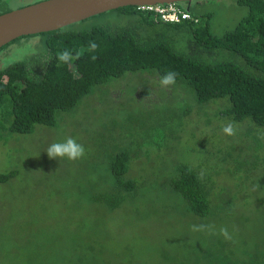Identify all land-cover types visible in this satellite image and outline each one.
<instances>
[{"label":"trees","instance_id":"1","mask_svg":"<svg viewBox=\"0 0 264 264\" xmlns=\"http://www.w3.org/2000/svg\"><path fill=\"white\" fill-rule=\"evenodd\" d=\"M7 1L0 0V15L8 11ZM204 1L170 4L189 12L191 21L164 22L154 12L122 7L18 38L0 49L1 54L21 39L41 37L38 52L0 69V141L12 134L30 135L36 126L61 131L82 101L105 87L106 96L131 98L139 108L135 120L128 114L125 121H139L128 123L125 135L103 136L106 126L114 128L104 119L96 138L87 144L77 139L95 164L89 167L101 169L97 180L102 188L81 191L89 206L65 212L56 225L64 231L38 228L35 234L43 237L36 245L22 239L20 264H264V0H237L247 13L221 35L213 33L210 18L201 21ZM111 14L115 19L108 20ZM99 16L107 19L95 23ZM140 72L159 79L175 72L172 86L187 88L200 105L226 99L220 120L233 122L236 134L221 135L208 124V131L190 135L196 146L212 144L203 150L210 158L193 163L189 144L172 155L183 146L181 128L189 123V113L182 99L151 109L142 105L147 103L133 96L126 78ZM95 110L105 117L114 112L109 106ZM240 124L250 127L241 130ZM156 153L163 155L152 163ZM145 167L150 176L147 169L143 173ZM159 170L164 173L160 181ZM18 175L0 174V183ZM165 197L175 203L168 205ZM155 204L160 208L146 207ZM160 213L167 219L159 240L142 244L133 224L144 225ZM193 225L205 227L193 231ZM221 228H227L230 239L220 234ZM153 230L158 233L160 227Z\"/></svg>","mask_w":264,"mask_h":264},{"label":"rangeland","instance_id":"2","mask_svg":"<svg viewBox=\"0 0 264 264\" xmlns=\"http://www.w3.org/2000/svg\"><path fill=\"white\" fill-rule=\"evenodd\" d=\"M36 1L38 0H8L4 8L5 10L11 11L27 4L31 5V3L33 4ZM236 1L205 0V6L202 9L204 11L200 12L201 21L210 18L212 31L216 35H221L233 29L247 13V8L238 5ZM106 19L107 17L105 16H99L94 22H104ZM113 19H115L114 15L111 14L108 16V20ZM40 45L41 37L37 36L21 39L7 46L0 54V69L2 65L8 66L21 61L27 56L35 54L40 50ZM122 82V80L117 81V83ZM105 88H101L98 96L85 98L80 104V110L77 111L74 118L68 117L66 119L65 127L61 131H55V129L45 126H36L34 132L30 135L12 134L6 137V141H3V139L0 141V174L10 172H17L19 174L16 178L8 180L7 183H0L1 264H20L25 248L24 245L20 246V241L22 239L29 240L30 245H36L38 242H41L43 234L41 236L35 234L36 231L39 232L37 230L38 228L46 226L45 231L47 232L64 231V226L63 229H60L56 225L62 223L61 220H64L65 212L71 213L74 209H78L82 205L89 206L84 203L81 191L90 189V186H93L96 190L102 188V184L97 180V177L100 176L101 169L98 167L94 169L89 167L95 164H91L87 160V154H84L80 160L78 159L79 161H69L66 158L50 159L46 152L52 143L63 141L64 135L80 139L83 143L87 144L89 138H96L97 133H99L100 123L104 122V119H108L114 124V128L109 125L103 131V136L108 139L109 133H113L118 137L122 133L125 135L127 130H130L131 125L130 127L128 126L129 129L127 125L128 123L131 124L133 120H125L128 114L129 118L132 119H134L133 116L138 115V106L131 98L117 99L106 96ZM165 88H171V90L162 91L161 96L153 92L156 96H146L145 99L143 96L139 101H145L147 104L142 105L151 109L155 105L160 106V103H158L159 100L165 97L176 104L182 98V104L189 113L187 120L189 118L190 121L185 127L181 128L182 131L180 130L183 146L178 150L170 152L172 155H180L185 145L189 144V152L193 157L192 159H194L193 163L200 164L205 162V158L210 157L203 150L206 148L210 150L212 144L210 145V143L206 142L204 147L200 145L196 146L192 143L193 138H191L190 132H194L195 136L200 131H208L209 124L216 133L218 131L221 135H225L223 128L226 125V119L222 117L221 123L220 111L227 109V100L222 99L211 104L200 105L194 102L191 97L192 95L187 93V88L171 85ZM108 89L109 91L111 90V94L115 97L119 96V94H115V88L109 86ZM116 90L118 91V89ZM107 106L114 110V112L106 117L101 116L95 110L97 108L98 111H106ZM138 121L136 120L133 123ZM247 125L249 126V124ZM247 125L240 124L239 128L246 130ZM162 155L163 153L154 154L152 156V163H155ZM146 169L145 167L143 173ZM89 173H93V175ZM145 174L150 176V170L147 169ZM155 174H158L157 179L160 181L164 173L159 170L155 171ZM148 180L152 181L151 179ZM158 189L160 188H155L157 192H159ZM165 198L168 205L175 203L172 197ZM146 207L151 211L160 208L159 204L147 205ZM158 215H161V217L156 218L158 217L157 215H152L144 225L136 227L138 230L135 228V224H133L134 228H131V230L135 229L137 238L142 244L144 242L147 244L150 241L154 242L159 240V236H161L159 233L167 217L162 213ZM124 219L125 216L122 217V221ZM156 226L160 227L158 233L154 231L155 229L153 230ZM186 228L184 227L182 229ZM68 229L74 231V228ZM79 232L85 233V231ZM144 253L151 254L147 248L144 249Z\"/></svg>","mask_w":264,"mask_h":264},{"label":"water","instance_id":"3","mask_svg":"<svg viewBox=\"0 0 264 264\" xmlns=\"http://www.w3.org/2000/svg\"><path fill=\"white\" fill-rule=\"evenodd\" d=\"M194 0H45L0 15V49L12 41L59 30L122 7L170 5Z\"/></svg>","mask_w":264,"mask_h":264},{"label":"clouds","instance_id":"4","mask_svg":"<svg viewBox=\"0 0 264 264\" xmlns=\"http://www.w3.org/2000/svg\"><path fill=\"white\" fill-rule=\"evenodd\" d=\"M188 14L191 18L189 19H181V21H191L192 16L189 12H182ZM178 22V23H179ZM173 23V22H170ZM62 59L67 58V53H65L62 57ZM175 72H167L163 77L160 78V84L162 86H168L175 84ZM223 132L227 136H233L236 134V128L233 122L227 123L224 128ZM47 155L50 159H57V158H66L69 161H75L80 158H82L85 154V148L82 144L77 142V138L74 137H66L63 141L60 142H54L51 145H49L47 149ZM203 225L196 226L193 225L192 230L193 231H202L204 230ZM220 234L224 236L225 239H230V236L228 234L227 228H221Z\"/></svg>","mask_w":264,"mask_h":264},{"label":"flooded vegetation","instance_id":"5","mask_svg":"<svg viewBox=\"0 0 264 264\" xmlns=\"http://www.w3.org/2000/svg\"><path fill=\"white\" fill-rule=\"evenodd\" d=\"M28 5H30V4L24 5L22 7H25ZM187 49L189 50V48H187ZM142 75H143V77H142ZM126 78L129 79V84L131 83L132 85L131 84L130 85L135 89V94H133V96H135V98L139 99V100L143 96H144L143 97L144 99L146 98V96H149V97L156 96V95L161 96L162 91L168 90V88H165L166 86H162L160 84V79L155 74H148V73L140 72V73L135 74L134 76H126ZM153 87H154V89H153ZM142 91H146V92L151 91V92H149L148 95L146 93L143 95ZM153 92L156 95H154ZM178 96L180 97L179 93H178ZM162 100H163V102L164 101H172L166 97ZM162 100H159V102L157 100H155V101H157L158 103H161Z\"/></svg>","mask_w":264,"mask_h":264},{"label":"built area","instance_id":"6","mask_svg":"<svg viewBox=\"0 0 264 264\" xmlns=\"http://www.w3.org/2000/svg\"><path fill=\"white\" fill-rule=\"evenodd\" d=\"M138 8L143 11H150L158 14L164 22L178 23L181 19L191 18L188 14L175 10L171 5L140 6ZM179 13L181 14L179 15Z\"/></svg>","mask_w":264,"mask_h":264}]
</instances>
